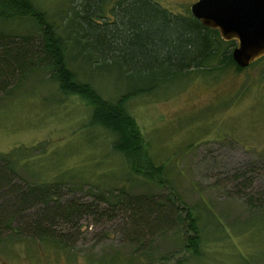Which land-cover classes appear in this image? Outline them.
<instances>
[{
    "label": "rangeland",
    "instance_id": "obj_1",
    "mask_svg": "<svg viewBox=\"0 0 264 264\" xmlns=\"http://www.w3.org/2000/svg\"><path fill=\"white\" fill-rule=\"evenodd\" d=\"M151 1L169 12L187 14L195 0ZM33 2L57 22L75 4ZM214 66L211 71H190L166 93L129 102L149 153L168 170V184L162 189L152 183L127 187L125 162L109 149L111 135L97 126L86 127L88 108L74 96H61L44 74L31 76L7 97L0 95V153L21 151L16 158L30 160L29 168L49 181L56 171L74 170L77 189L65 188V196L97 211L74 227L55 229L69 236L67 248L22 241L11 252H0V264H264V229L256 227L260 219L255 213L261 210L247 203L255 191L264 192V62L242 69ZM100 73L84 74L112 98L118 86ZM243 179L250 186L244 187ZM113 186L136 195H167L178 208L206 204L220 217L221 231L211 219L207 222L201 260L176 245L174 233L181 234L180 224L162 234L153 231L137 249L123 233L128 221L124 212L119 208L104 215L111 206L94 196L102 187ZM143 251L151 254L148 261Z\"/></svg>",
    "mask_w": 264,
    "mask_h": 264
},
{
    "label": "trees",
    "instance_id": "obj_2",
    "mask_svg": "<svg viewBox=\"0 0 264 264\" xmlns=\"http://www.w3.org/2000/svg\"><path fill=\"white\" fill-rule=\"evenodd\" d=\"M20 25L25 26L21 32ZM234 45L190 11L172 13L151 0H75L60 22L33 0H0V95L7 97L31 76L44 74L61 96H74L88 108L86 127L97 126L111 135L109 149L125 162L127 187L152 183L162 189L168 184V170L149 153L129 102L136 96L166 93L193 70L211 71L214 64L217 70L242 69L232 60ZM258 62L264 57L250 66ZM87 70L110 76L118 86L116 94L105 97L85 78ZM18 151L0 153V252H11L22 241L67 248L69 236L61 229L97 211L65 196V188L77 189L78 183L72 184L74 170L56 171L49 181L29 168L30 160L17 159ZM127 187H102L94 196L111 206L104 215L119 208L124 212L128 221L123 233L137 249L153 231L162 234L180 224L181 234L174 233L176 245L202 259L207 222L211 219L216 230L222 228L211 207L178 208L167 195H136ZM247 203L261 210L255 212L260 219L255 223L258 230L264 229V192L255 191ZM144 253L148 261L151 254Z\"/></svg>",
    "mask_w": 264,
    "mask_h": 264
},
{
    "label": "water",
    "instance_id": "obj_3",
    "mask_svg": "<svg viewBox=\"0 0 264 264\" xmlns=\"http://www.w3.org/2000/svg\"><path fill=\"white\" fill-rule=\"evenodd\" d=\"M190 13L221 40L235 42L231 57L239 67L264 57V0H197Z\"/></svg>",
    "mask_w": 264,
    "mask_h": 264
},
{
    "label": "flooded vegetation",
    "instance_id": "obj_4",
    "mask_svg": "<svg viewBox=\"0 0 264 264\" xmlns=\"http://www.w3.org/2000/svg\"><path fill=\"white\" fill-rule=\"evenodd\" d=\"M195 1H197V0H195ZM195 1H194V2H195Z\"/></svg>",
    "mask_w": 264,
    "mask_h": 264
}]
</instances>
